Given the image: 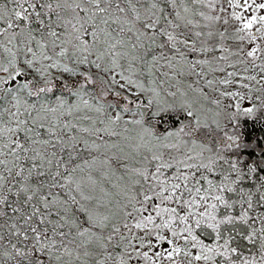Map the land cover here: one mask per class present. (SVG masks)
<instances>
[{"label":"snow or ice","instance_id":"snow-or-ice-1","mask_svg":"<svg viewBox=\"0 0 264 264\" xmlns=\"http://www.w3.org/2000/svg\"><path fill=\"white\" fill-rule=\"evenodd\" d=\"M0 264H264V0H0Z\"/></svg>","mask_w":264,"mask_h":264}]
</instances>
